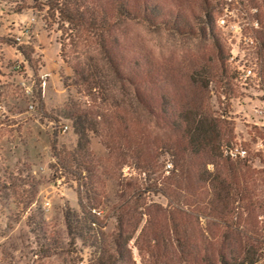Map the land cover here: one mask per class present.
<instances>
[{"label": "trees", "instance_id": "1", "mask_svg": "<svg viewBox=\"0 0 264 264\" xmlns=\"http://www.w3.org/2000/svg\"><path fill=\"white\" fill-rule=\"evenodd\" d=\"M225 1L33 0L28 4L44 9L47 26H56L59 56L71 69L63 84L73 87L76 98L69 96L63 108L76 141L61 151L53 141L52 150L59 159L56 169L62 168L77 183V208L63 210L66 234L96 249L91 264H131V242L141 264H253L262 256L264 154L256 152L244 159L226 156L224 149L235 145L238 134L223 117L227 105L216 110L210 103L211 85L220 105L239 96V87L244 89L238 85L237 70L227 63L229 54L213 15L222 5L231 6ZM8 4L12 12L25 7ZM192 4L200 14L193 7L191 12L183 10ZM238 4L251 14L250 22H258L250 29L257 31L260 48L247 60L256 62L264 76V0ZM134 25L210 41L213 52L204 67L193 68L186 76L188 86L198 88L194 101L176 99L172 92L178 83L171 65L165 64L159 74L153 49L130 38L128 28ZM19 51L29 65L26 49L21 46ZM249 133L253 140L263 138L264 127L252 126ZM94 139L105 149L104 157L94 150ZM124 166L134 174L121 177ZM104 176L119 188L113 207L115 226L108 234L97 213L107 197ZM153 196L163 197L167 204L155 202ZM211 215L217 218L214 229L201 223Z\"/></svg>", "mask_w": 264, "mask_h": 264}, {"label": "rangeland", "instance_id": "2", "mask_svg": "<svg viewBox=\"0 0 264 264\" xmlns=\"http://www.w3.org/2000/svg\"><path fill=\"white\" fill-rule=\"evenodd\" d=\"M32 1L0 0V104L3 107L0 110V264H91L96 249L84 246L78 238H69L66 234L63 210L77 208V183L62 168L56 169L59 159L52 150L53 141L57 151L73 147L76 141L63 108L69 96L76 98L73 87L67 88L63 84V78L71 74V69L59 56L56 26H47L44 9L27 7ZM226 1L232 2L231 6L222 5L218 12L213 11V15L217 20V32L229 54L227 63L236 69L254 53L240 45L239 27L247 35L256 37L258 47L255 51L260 48V42L257 31H252L248 24L251 14L242 11L239 0ZM9 2L12 8L17 3L25 7L20 12H12ZM194 4L190 8L183 6V10L191 12L193 7L194 13L200 14ZM171 7L173 11L178 10ZM222 18L223 23L220 22ZM27 24L31 26L32 35L23 47L31 62L27 64L28 76L20 79L21 74L13 69L17 55L12 46V35H17ZM128 31L130 38L153 49L159 74L165 71V64L171 65V74L178 83L172 92L176 99L185 103L194 101L198 88L188 86L186 76L191 69L204 67L213 52L210 41L152 32L140 25L131 26ZM231 55L234 60H230ZM41 73L49 74L44 95L35 93L34 98H30L21 82L30 84L29 79ZM263 89L264 84L258 86L255 83L244 86V89L239 87V96L224 100L225 103L220 105L215 95L217 89L210 86L212 108L220 110L227 105L223 117L233 123L235 134H238L234 144L246 148L250 156L256 152L264 154V137L253 140L249 133L252 126L264 127V114L257 116L255 112V109H264ZM31 101L35 105L34 111L28 109ZM54 119L67 124L68 130L64 133L55 131L51 125ZM93 148L100 156H105V149L96 139ZM255 165L259 167L258 160ZM208 168L214 169L212 165ZM120 173L121 177L134 174L128 166H124ZM104 179L107 197L103 198L104 204L97 213L101 228L108 234L115 226L113 207L119 199V188L112 178L104 176ZM152 199L167 204L163 197L153 196ZM215 218L204 216L201 223L214 229L212 222L217 221ZM130 246L133 253L131 264H141L133 242ZM263 257L264 252L257 261Z\"/></svg>", "mask_w": 264, "mask_h": 264}, {"label": "built area", "instance_id": "3", "mask_svg": "<svg viewBox=\"0 0 264 264\" xmlns=\"http://www.w3.org/2000/svg\"><path fill=\"white\" fill-rule=\"evenodd\" d=\"M255 11V9H254ZM220 22H224L223 18L220 19ZM250 27L257 28L258 22L254 20L253 22L248 23ZM239 40L240 45L243 46V48L256 52L255 50L258 47V41L255 36L247 35L241 27H239ZM32 31L31 26L29 24L22 27L17 35H12L13 38V46L15 48V53L17 55L16 60L13 62V69L15 72L21 74L20 76L23 78L28 76V70H27V62L25 61L24 57L22 56L21 52L19 51V47L23 46L26 43H29V40L31 38ZM26 38V40H24ZM230 60H234V56H230ZM240 62V61H238ZM236 70L238 72V81L241 85L247 86L250 85V83H255L258 86L260 84H264V78L261 74L260 70L258 71V67L256 62L251 63L248 60H245L244 62H241L237 65ZM49 74L48 73H41L37 76H32L30 80V84H26V82H21V85L24 88L25 94L30 97L34 98V94L38 93V95L43 96L44 91L46 89L47 81H48ZM264 90V89H263ZM2 105L0 104V110L2 109ZM28 109L30 111L35 110L34 102L31 101L28 105ZM257 116H263L264 109H255ZM51 125L54 130L58 131L59 133H64L68 130L69 126L67 124L60 123L59 121H53L51 122ZM224 154L226 156H229L232 159H244L248 156V150L240 145H232L230 147H227L224 149ZM172 164L168 162L166 164V169H171ZM254 264H264V257L260 259L259 261L255 262Z\"/></svg>", "mask_w": 264, "mask_h": 264}, {"label": "crops", "instance_id": "4", "mask_svg": "<svg viewBox=\"0 0 264 264\" xmlns=\"http://www.w3.org/2000/svg\"><path fill=\"white\" fill-rule=\"evenodd\" d=\"M7 32H8V30H7ZM13 46V45H12ZM14 47V46H13ZM17 75V74H16ZM19 75V74H18ZM19 77H20V79H22V77L19 75Z\"/></svg>", "mask_w": 264, "mask_h": 264}]
</instances>
